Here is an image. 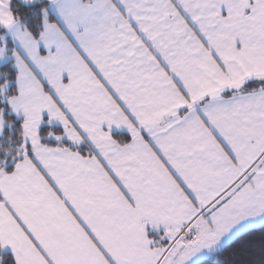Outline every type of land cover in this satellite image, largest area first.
Segmentation results:
<instances>
[{
  "label": "snow or ice",
  "instance_id": "1",
  "mask_svg": "<svg viewBox=\"0 0 264 264\" xmlns=\"http://www.w3.org/2000/svg\"><path fill=\"white\" fill-rule=\"evenodd\" d=\"M0 264H264V0H0Z\"/></svg>",
  "mask_w": 264,
  "mask_h": 264
}]
</instances>
